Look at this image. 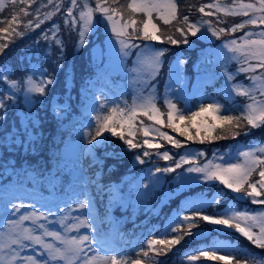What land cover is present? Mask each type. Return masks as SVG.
<instances>
[{"label": "trees", "instance_id": "16d2710c", "mask_svg": "<svg viewBox=\"0 0 264 264\" xmlns=\"http://www.w3.org/2000/svg\"><path fill=\"white\" fill-rule=\"evenodd\" d=\"M86 1L0 0V74L8 67L6 76H0V173L11 165L43 175L55 164L75 156L81 158L79 170L88 177V185L95 186L94 179L108 184L124 181L130 174L132 181L141 169L161 168L166 175L164 183L143 203L115 209L121 217L120 237L128 241L136 238L129 247L134 260L139 264H264V242H256L242 232L248 231L245 213L264 207V200H254L251 195L256 192L264 196L263 164L255 166L239 185L219 179L192 185V179L174 180L184 169L235 143L248 145L264 139V117L254 123L244 114L243 103L252 97L232 101L222 90L217 94L226 99L224 106L213 99L201 102L199 95L188 102L172 95L177 103L174 108L167 107L161 97L166 71L174 60L190 58L191 67H187L194 71L192 64L225 37L240 36L249 29L250 22L241 20L244 16L236 21L231 12L216 9L218 2L237 0H176L175 14L169 18L159 10H137L132 0H90L105 10L98 15L96 27L85 31ZM102 11L119 17L133 40H149L161 49L162 64L152 80L158 81L156 105L163 116L156 120L150 108L134 106L129 86V118L112 121L114 131L107 132V140L95 146L99 159L94 160L84 149L100 137L106 120L89 111L86 79L101 73L115 81L129 82L133 63L132 54L126 64L118 62L121 68L107 57L94 56L96 43L105 46ZM212 57L202 62L200 70L216 60ZM32 61L43 66L54 81L43 85L36 79L37 89L27 98L23 93L26 79L37 78ZM236 66L237 61L231 62L229 70ZM248 76L236 73L233 80ZM55 94L67 101L60 113L52 109ZM99 102L107 116L111 111L109 98L102 94ZM238 103L242 105L239 110ZM71 175L72 171L63 173L65 180ZM129 181L124 183L128 185Z\"/></svg>", "mask_w": 264, "mask_h": 264}, {"label": "rangeland", "instance_id": "374dc122", "mask_svg": "<svg viewBox=\"0 0 264 264\" xmlns=\"http://www.w3.org/2000/svg\"><path fill=\"white\" fill-rule=\"evenodd\" d=\"M86 4L88 8L83 12L85 31L96 27L98 15L105 10L90 0ZM132 5L137 10H159L165 18L173 17L176 11V0H132ZM216 9L231 12L234 20L244 16L241 20L250 22L249 29L240 36L234 34L225 37L211 52L207 51L201 60L192 64L194 71L187 67H191L190 58L178 57L174 60L166 71L161 97L170 108L177 104L172 95L180 96L185 102L199 95L201 102L213 99L224 103V106L227 105L226 99L217 94L222 90L223 95L232 101L252 97L243 103L244 114L249 115L252 122L260 123L264 117V0L218 2ZM101 18L106 22L105 46L96 43L94 56L98 59L107 57L106 60L111 63L122 61L124 65L132 54L133 63L129 67V82L115 81L101 73L87 78L84 92L89 111L100 120H106L100 137L89 142L84 149V153L94 160L99 159L95 146L107 140V132L114 131L112 121L129 118L126 111L130 102L129 86L134 106L150 108L156 120L163 116L160 106L156 105L158 81L152 80L162 64L161 49L149 40L145 43L133 40L126 33L127 25L111 12H103ZM211 54L216 60L205 65L204 71L203 68L200 70L202 62L212 60ZM233 61H237L238 66L229 70V64ZM117 66L121 68L120 63ZM31 69L37 78L26 79L23 93L27 98L37 89L36 79L43 85L54 81L38 62L32 61ZM7 72L8 67L3 69L0 76L5 77ZM236 73H247V76L249 73L248 79L233 80ZM102 94L110 102L111 111L107 116L101 112L99 97ZM57 96L55 94L51 99L52 109L60 113L67 101ZM239 103L242 104V101ZM239 103L237 110L242 108ZM202 154H205L204 150ZM258 165L262 166L260 171H264V139L248 145L235 143L209 155L202 163L184 169L180 174L182 177L175 176L174 180L177 183L192 179L189 182L192 185L219 179L231 186L232 183L239 185ZM80 166L81 158L78 160L74 156L55 164L43 175L22 167L17 171L11 165L0 173L7 177L0 183V264L140 263L129 254V247L136 238L128 241V238L123 240L120 237L118 225L121 217L115 209L117 206L124 209L143 203L150 193L164 183L165 172L161 168L147 167L141 169L132 181H129L130 174L125 175L124 181H129L128 185L124 181L103 184L94 179L95 186H90L88 177L79 170ZM76 167L78 169L74 172ZM64 171H72L68 180L63 176ZM239 194L245 196V193ZM251 195L254 200H264L263 194L251 192ZM245 215L248 231L242 229L243 234L256 242H264V207ZM208 255L214 254L209 252ZM147 257L154 258L151 255ZM222 257L230 259L227 255Z\"/></svg>", "mask_w": 264, "mask_h": 264}]
</instances>
